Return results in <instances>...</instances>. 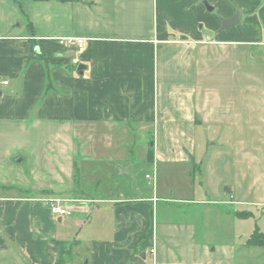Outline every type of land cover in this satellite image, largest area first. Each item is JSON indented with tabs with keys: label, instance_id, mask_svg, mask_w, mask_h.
Masks as SVG:
<instances>
[{
	"label": "crops",
	"instance_id": "0c3cea01",
	"mask_svg": "<svg viewBox=\"0 0 264 264\" xmlns=\"http://www.w3.org/2000/svg\"><path fill=\"white\" fill-rule=\"evenodd\" d=\"M197 131L233 149L234 190L204 189ZM160 162L184 165L167 190ZM246 214L264 222V0H0V264H234Z\"/></svg>",
	"mask_w": 264,
	"mask_h": 264
},
{
	"label": "rangeland",
	"instance_id": "374dc122",
	"mask_svg": "<svg viewBox=\"0 0 264 264\" xmlns=\"http://www.w3.org/2000/svg\"><path fill=\"white\" fill-rule=\"evenodd\" d=\"M197 140L199 141L200 145L199 148L196 149L195 155L197 158L196 161L198 163H200L199 161H201L200 159L202 157V161L199 165V176L204 181V189L212 192L216 191L219 192V194H222L221 191H224L228 188L234 190L233 149L225 146L224 142H220L218 145H213V147H210L209 145L207 146L206 144H204L205 139L203 138V133H198V131ZM171 165L172 172L170 173L167 172V166H165L164 163L160 162V182L162 184V187L166 188V190L167 186L165 187L163 183L165 181L164 175L166 174V172L167 176H169L168 178H170V175H172L173 171L179 170L182 166H184L183 164L176 163H172ZM195 171L196 170H193L191 173H194ZM246 178H248V175H246ZM197 181L198 180H196L195 182ZM247 182L248 180L246 179L244 184H246ZM169 186L170 184L168 185V189ZM208 194L212 198L217 199L212 193L208 192ZM215 216L213 218V228L211 230V233H208L207 235L205 234L204 236L205 241H212L208 243L212 244V246L214 244L213 242L217 241L219 236L226 234L230 235V232L226 229L224 223L219 224L218 222H216V220L219 219L220 216L217 215L216 218ZM247 216L248 215L246 214L245 217L241 218L243 220V222L241 221L242 223L239 220L236 222V226H239L237 228V232L232 235L234 237L238 234V236L242 239L240 240L242 242L241 245H234L236 249L234 264H264V246L247 244V241L255 233H259L264 237V222L260 220V218L256 219L252 216ZM68 218H64L63 222H66V219ZM218 243L220 242L218 241Z\"/></svg>",
	"mask_w": 264,
	"mask_h": 264
},
{
	"label": "built area",
	"instance_id": "2783aa9c",
	"mask_svg": "<svg viewBox=\"0 0 264 264\" xmlns=\"http://www.w3.org/2000/svg\"><path fill=\"white\" fill-rule=\"evenodd\" d=\"M58 42L62 45L65 46H70V47H75V48H81L84 45L85 42V38L82 37H59L57 38ZM7 81H3V84H6ZM146 177H150L149 175H146ZM50 209L52 211L53 214L56 215H70L71 211L68 210L67 208L64 207H60L59 205H57L56 203H51L50 205ZM153 252V251H152Z\"/></svg>",
	"mask_w": 264,
	"mask_h": 264
},
{
	"label": "trees",
	"instance_id": "16d2710c",
	"mask_svg": "<svg viewBox=\"0 0 264 264\" xmlns=\"http://www.w3.org/2000/svg\"><path fill=\"white\" fill-rule=\"evenodd\" d=\"M249 245H262L264 246V237L259 233H255L250 239L247 241ZM57 262H59L57 260Z\"/></svg>",
	"mask_w": 264,
	"mask_h": 264
},
{
	"label": "water",
	"instance_id": "95a60500",
	"mask_svg": "<svg viewBox=\"0 0 264 264\" xmlns=\"http://www.w3.org/2000/svg\"><path fill=\"white\" fill-rule=\"evenodd\" d=\"M238 18V13H236V15L228 20H224V19H221L222 20V23L223 25H229V24H232L234 20H236Z\"/></svg>",
	"mask_w": 264,
	"mask_h": 264
}]
</instances>
